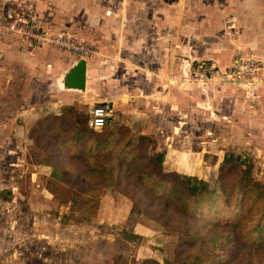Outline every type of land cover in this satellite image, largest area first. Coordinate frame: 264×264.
<instances>
[{
    "label": "crops",
    "instance_id": "0c3cea01",
    "mask_svg": "<svg viewBox=\"0 0 264 264\" xmlns=\"http://www.w3.org/2000/svg\"><path fill=\"white\" fill-rule=\"evenodd\" d=\"M34 1L40 28L71 34L96 53L86 59L85 90L68 89L62 77L79 58L49 46L18 47L11 43L16 38L0 35V67L11 73L0 76V84L14 78L17 68L25 76L15 113L22 121L11 123L12 129L10 122L2 123V132L25 125L28 139L30 127L48 112L101 104L108 107L109 130L124 124L138 137L156 123L168 124L166 129L192 125L197 133L215 121L221 132L228 131L221 135L224 141L239 138L241 145L262 148L264 156V80L223 77L236 54L264 63V0ZM203 60L216 66L217 76L184 83ZM47 101L59 109L50 110ZM35 167L51 173L50 166Z\"/></svg>",
    "mask_w": 264,
    "mask_h": 264
},
{
    "label": "rangeland",
    "instance_id": "374dc122",
    "mask_svg": "<svg viewBox=\"0 0 264 264\" xmlns=\"http://www.w3.org/2000/svg\"><path fill=\"white\" fill-rule=\"evenodd\" d=\"M29 1L37 11L35 1ZM11 43L23 46L19 39ZM197 69L194 67L190 74L194 75ZM16 70L14 78L10 76L9 81L0 84V125L10 122V129L11 123L22 121L17 120L15 113L25 76L20 73L22 68ZM9 75L0 67V76ZM214 77L205 82L185 78L183 82L202 84ZM210 104L206 108L212 111ZM44 106L52 111L59 109L48 101ZM88 109L89 103H82L77 111L87 119ZM156 118L152 116L151 121ZM210 123L202 125L197 133L192 125L188 129L179 125L166 129L168 124L150 123L151 128L145 133L151 137L148 151L150 155L163 154L165 171L194 176L210 187L221 166L226 165L225 155L233 153L244 160L243 167L249 163L253 178L264 184L262 148L241 145L239 138L224 141L221 135L227 136L228 131L221 132L215 121ZM26 128L24 125L19 132L0 130V192H10L0 197V264H177L178 233L168 231L152 214L136 208L129 196L115 188L103 187L94 206L93 202L80 206L67 200L65 188L51 192L47 187L50 174L43 175L35 167L40 154L27 139ZM113 131L108 127L102 130ZM134 134L137 138L138 132ZM74 187L80 194L88 190L87 184Z\"/></svg>",
    "mask_w": 264,
    "mask_h": 264
},
{
    "label": "trees",
    "instance_id": "16d2710c",
    "mask_svg": "<svg viewBox=\"0 0 264 264\" xmlns=\"http://www.w3.org/2000/svg\"><path fill=\"white\" fill-rule=\"evenodd\" d=\"M134 135L124 124L111 133L92 130L74 106L46 113L28 131L40 154L37 164L51 167V192L65 188L67 200L94 206L103 187L115 188L178 233L177 264H264V184L253 178L249 163L243 167L239 156L225 155L210 187L165 171L163 154L148 151L150 136ZM76 184L88 190L80 194Z\"/></svg>",
    "mask_w": 264,
    "mask_h": 264
},
{
    "label": "built area",
    "instance_id": "2783aa9c",
    "mask_svg": "<svg viewBox=\"0 0 264 264\" xmlns=\"http://www.w3.org/2000/svg\"><path fill=\"white\" fill-rule=\"evenodd\" d=\"M36 16L37 11L29 0H0V35L11 36L22 43L62 49L85 60L96 53L93 45L71 34L52 33L40 28ZM197 67L194 75L188 74L184 76V79L205 82L217 73L216 66L204 61ZM223 77L230 81H249L259 84L264 80V63L251 57L238 55L233 59ZM108 120L109 112L106 105L89 107L87 125L90 129L95 131L107 129Z\"/></svg>",
    "mask_w": 264,
    "mask_h": 264
},
{
    "label": "water",
    "instance_id": "95a60500",
    "mask_svg": "<svg viewBox=\"0 0 264 264\" xmlns=\"http://www.w3.org/2000/svg\"><path fill=\"white\" fill-rule=\"evenodd\" d=\"M86 60L79 58L62 77V85L68 89L85 90Z\"/></svg>",
    "mask_w": 264,
    "mask_h": 264
}]
</instances>
